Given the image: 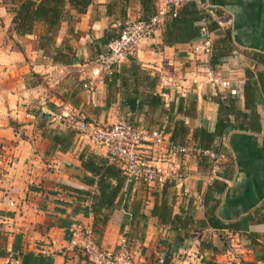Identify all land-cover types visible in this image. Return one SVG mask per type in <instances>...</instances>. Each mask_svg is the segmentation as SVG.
Returning a JSON list of instances; mask_svg holds the SVG:
<instances>
[{"label":"crops","instance_id":"crops-1","mask_svg":"<svg viewBox=\"0 0 264 264\" xmlns=\"http://www.w3.org/2000/svg\"><path fill=\"white\" fill-rule=\"evenodd\" d=\"M164 2H157L158 11ZM18 3L0 0V264H15L12 259L18 260L16 264H87L84 255L71 245L74 225H94L91 201L80 191L95 188L83 183L87 173L79 155L87 149L105 158L106 152L57 118L69 115L75 121L111 126L133 116L140 126L150 120L167 125L164 111L173 105V117L183 120L190 130L203 127L213 131L218 112L216 93L193 51L197 40L166 45L164 21L155 35L141 41L135 54L121 64L127 66L133 59L156 80L153 94L162 98L163 107L145 108L143 115L138 113L136 100V112L131 114L124 104L134 99L130 90L125 91L126 96L118 94L116 103L107 106L108 86L104 79L91 76V63L125 20L140 18L138 0H130L127 8L120 0H92L83 14L70 11L53 43L43 47L41 24H36L30 35L19 36L14 31L12 18ZM215 4L225 24L211 31L212 69L238 89L236 106L246 112V72L264 73V0H215ZM195 25L200 26V20ZM226 31L229 40H224ZM84 83L92 84L91 88L84 89ZM179 98L185 100L184 107L190 99L195 102L194 117L175 114ZM256 110L259 131L230 128L216 140L225 160L214 180H210L209 164H199L191 141L183 155L169 154L167 145L148 150L150 145L144 144L142 150L154 163L171 165L179 172L196 206L212 181L224 182L226 188L217 194L215 214L223 223L232 224V230L196 229L183 242L175 243L172 231L150 214L156 189L135 181L125 184L122 198L106 212L105 226L95 232L98 245L115 250L124 237L134 264H264L262 92ZM72 130L75 135L70 149L51 147V133ZM228 158L231 169L226 172ZM181 189L176 190L174 213L182 200ZM204 213V207L198 208L196 217L201 219Z\"/></svg>","mask_w":264,"mask_h":264},{"label":"trees","instance_id":"trees-1","mask_svg":"<svg viewBox=\"0 0 264 264\" xmlns=\"http://www.w3.org/2000/svg\"><path fill=\"white\" fill-rule=\"evenodd\" d=\"M18 6L12 18L14 31L19 36L33 33L36 24L42 25L40 34V47L53 43V36L61 22L68 17L70 11L83 14L92 0H18ZM123 7L127 8L130 0H120ZM159 0H138L140 4V18L147 20L157 13L156 4ZM215 4V0H209ZM201 16L194 2H186L175 16H168L165 19L166 29L164 31V43L170 45L176 42H186L198 38L200 26L195 22ZM219 26L215 22L208 25L210 31L216 30ZM117 36V34L115 35ZM114 36V37H115ZM113 37V38H114ZM230 39V32L226 31L224 40ZM107 44V43H106ZM105 44V45H106ZM214 45V41H213ZM212 45V54H213ZM105 49L99 53L102 54ZM98 55V56H99ZM129 65L119 67L118 71L111 76L104 78L108 86L106 105L116 103L118 94L132 92V98L139 101L138 113L144 114L145 108L163 107L162 98L153 94L156 80L140 69L139 65L129 59ZM111 80V81H109ZM116 81L119 85L116 86ZM141 87V89L139 88ZM259 92L264 94V73L246 72V80L243 87L244 107L246 112H241L236 106L237 95L225 92L215 96L218 105L216 123L213 131L203 127L190 130L185 122L173 117L174 106H169L166 113L167 125L158 123L155 120L144 121L143 127L147 130L165 127V132L170 136L173 145L187 147L189 141L193 142L197 152L199 164L208 165V158L203 155L207 151L220 152L221 148L216 140L223 137L230 128L256 132L260 130L259 117L256 110ZM184 99H178L176 115L186 118L194 117L195 102L190 99L187 107H184ZM233 118V121L231 120ZM132 126L137 125L135 117H128ZM75 131L66 133L53 132L49 135L52 148H60L67 151L72 147V138ZM230 158L225 162L226 172L231 167ZM82 169L87 173L83 177V183L88 187H94L95 191H80L91 201L90 210L94 218L92 229L94 232L105 226L107 222L106 212L111 210L123 194L122 190L126 184V177L119 167L109 162L107 157H102L84 149L79 155ZM224 182L213 181L202 198V205L205 209L204 217L198 219L196 213L198 208L194 199L182 196L178 207V213H174L176 204V190L173 185H164L153 193L154 205L150 212L160 223L172 231L175 243L183 242L193 230L214 229L232 230V224H225L215 214L219 204L218 195L224 191ZM79 192V191H78Z\"/></svg>","mask_w":264,"mask_h":264},{"label":"built area","instance_id":"built-area-1","mask_svg":"<svg viewBox=\"0 0 264 264\" xmlns=\"http://www.w3.org/2000/svg\"><path fill=\"white\" fill-rule=\"evenodd\" d=\"M186 2H194L201 16L200 32L193 51L205 69L208 83L215 90L216 95L225 92L237 95L238 89L230 81L216 76L212 69L213 34L208 29V25L215 22L222 27L225 23L218 16L221 9L209 0H165L164 8L149 19L125 20L117 36L108 41L105 51L91 63V76L95 79H104L117 72L120 65L135 54L140 42L154 36L165 19L168 16H175ZM91 86L90 83L82 85L84 89H89ZM57 119L69 128L75 129L78 134L85 135L91 143L104 149L109 162L119 167L125 175L127 184L143 181L155 189L166 184L173 185L175 190L182 188L183 196L192 198L184 187L185 181L181 179L178 171L171 165L154 163L147 153L142 152L145 148L144 144L150 145L148 150L167 145L169 154L183 155L188 152L187 148L167 141L165 127L147 130L139 124L132 126L126 118L111 126L86 122L84 119L75 121L69 115H61ZM203 155L208 158L210 180H214L221 173L225 157L221 151H207ZM197 207L203 208L202 200L197 201ZM71 245L84 255L87 264H134L124 237L115 250L103 249L98 245L96 234L91 227L74 225L71 230ZM12 260L15 264L18 263L17 259Z\"/></svg>","mask_w":264,"mask_h":264},{"label":"water","instance_id":"water-1","mask_svg":"<svg viewBox=\"0 0 264 264\" xmlns=\"http://www.w3.org/2000/svg\"><path fill=\"white\" fill-rule=\"evenodd\" d=\"M124 104L129 108L131 114H135L137 109V101L134 99L124 101Z\"/></svg>","mask_w":264,"mask_h":264}]
</instances>
